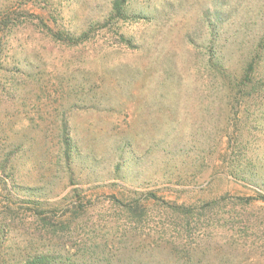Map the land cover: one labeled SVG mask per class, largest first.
Wrapping results in <instances>:
<instances>
[{
  "label": "rangeland",
  "instance_id": "obj_1",
  "mask_svg": "<svg viewBox=\"0 0 264 264\" xmlns=\"http://www.w3.org/2000/svg\"><path fill=\"white\" fill-rule=\"evenodd\" d=\"M114 4L0 0V264H264V0Z\"/></svg>",
  "mask_w": 264,
  "mask_h": 264
},
{
  "label": "trees",
  "instance_id": "obj_2",
  "mask_svg": "<svg viewBox=\"0 0 264 264\" xmlns=\"http://www.w3.org/2000/svg\"><path fill=\"white\" fill-rule=\"evenodd\" d=\"M127 2V0H115V4H114V10L116 12H114L113 17H120L122 15V7L124 6V4ZM251 79H249L250 81ZM245 201H261L264 202V196L260 197V198H249L248 200ZM25 264H50V260L48 257L46 256H38L32 260H30L29 262L25 263Z\"/></svg>",
  "mask_w": 264,
  "mask_h": 264
}]
</instances>
